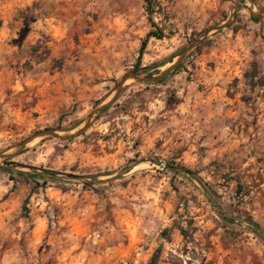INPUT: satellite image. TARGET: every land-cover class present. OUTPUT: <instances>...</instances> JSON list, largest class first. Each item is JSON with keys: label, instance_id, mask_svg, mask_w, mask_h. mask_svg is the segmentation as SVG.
Listing matches in <instances>:
<instances>
[{"label": "rangeland", "instance_id": "1", "mask_svg": "<svg viewBox=\"0 0 264 264\" xmlns=\"http://www.w3.org/2000/svg\"><path fill=\"white\" fill-rule=\"evenodd\" d=\"M156 255L264 264V0H0V264Z\"/></svg>", "mask_w": 264, "mask_h": 264}, {"label": "trees", "instance_id": "2", "mask_svg": "<svg viewBox=\"0 0 264 264\" xmlns=\"http://www.w3.org/2000/svg\"><path fill=\"white\" fill-rule=\"evenodd\" d=\"M257 19V18H255ZM146 43L144 42L142 47H141V51H140V56L143 54L144 48H145ZM139 62V61H138ZM53 176L55 175V173H51ZM150 264H159V258L158 255L154 256L150 262Z\"/></svg>", "mask_w": 264, "mask_h": 264}]
</instances>
